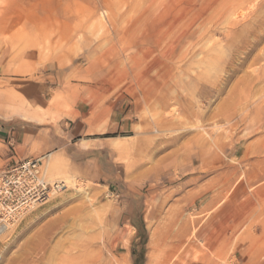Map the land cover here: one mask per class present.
Segmentation results:
<instances>
[{
    "label": "rangeland",
    "instance_id": "1",
    "mask_svg": "<svg viewBox=\"0 0 264 264\" xmlns=\"http://www.w3.org/2000/svg\"><path fill=\"white\" fill-rule=\"evenodd\" d=\"M263 12L264 0H0V121L112 152L87 176L35 157L67 189L0 236V264H262ZM7 140L0 170L17 163Z\"/></svg>",
    "mask_w": 264,
    "mask_h": 264
},
{
    "label": "crops",
    "instance_id": "2",
    "mask_svg": "<svg viewBox=\"0 0 264 264\" xmlns=\"http://www.w3.org/2000/svg\"><path fill=\"white\" fill-rule=\"evenodd\" d=\"M7 124V121H0V134L3 138L6 136L7 142L13 146L11 158L16 162L35 157L45 158L49 154L62 161L65 173L87 176L90 170L96 171L95 164L97 165L99 160L102 161L101 156L112 153L105 145H86L94 138L74 140L71 131L59 129L54 125L31 126L23 123L8 127Z\"/></svg>",
    "mask_w": 264,
    "mask_h": 264
},
{
    "label": "built area",
    "instance_id": "3",
    "mask_svg": "<svg viewBox=\"0 0 264 264\" xmlns=\"http://www.w3.org/2000/svg\"><path fill=\"white\" fill-rule=\"evenodd\" d=\"M41 165V158H28L0 170V236L25 213L67 189L65 181L46 179Z\"/></svg>",
    "mask_w": 264,
    "mask_h": 264
},
{
    "label": "bare ground",
    "instance_id": "4",
    "mask_svg": "<svg viewBox=\"0 0 264 264\" xmlns=\"http://www.w3.org/2000/svg\"><path fill=\"white\" fill-rule=\"evenodd\" d=\"M255 1V0H254ZM239 2V1H238ZM253 3V2H252ZM231 5V4H230ZM208 6V5H207ZM229 7V6H228ZM225 10V9H224ZM203 11V10H202ZM247 12V11H246ZM223 13V12H222ZM264 13V12H263ZM234 22H236V21H234ZM137 39V38H136ZM144 41H145V38H141V39H139V41H138V43L139 44H142V43H144ZM119 153V152H118ZM167 180V179H166ZM74 181V180H73ZM212 187V186H211ZM227 190V189H226ZM223 193V192H222ZM205 194V193H204ZM197 197V196H196ZM213 203V202H212ZM36 208V207H35ZM199 231V230H198ZM193 234V233H192ZM197 234V233H196ZM166 241V240H165ZM156 245H154L153 246V250H156L157 249V247L156 246H158V242L156 241V243H155ZM164 244V243H163ZM165 251V250H164ZM157 254V253H156ZM152 254L150 255V260H149V264L150 263H152V261H153V259H152ZM99 261V260H98ZM70 262H72V261H70L69 259L68 260H64V263L65 264H69ZM101 262V261H100ZM75 263V262H74ZM88 263H89V261H88ZM95 264V263H94Z\"/></svg>",
    "mask_w": 264,
    "mask_h": 264
}]
</instances>
